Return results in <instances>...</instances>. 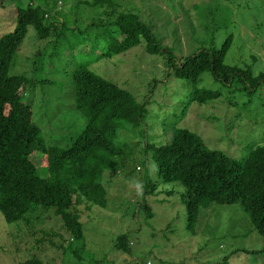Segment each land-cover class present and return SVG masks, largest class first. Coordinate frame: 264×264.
I'll use <instances>...</instances> for the list:
<instances>
[{
    "label": "rangeland",
    "instance_id": "obj_1",
    "mask_svg": "<svg viewBox=\"0 0 264 264\" xmlns=\"http://www.w3.org/2000/svg\"><path fill=\"white\" fill-rule=\"evenodd\" d=\"M3 1L0 37L13 32L16 9L30 2ZM57 1L63 3L59 6L69 31L41 40L28 27L9 68L11 76L39 82L25 89L23 102L31 103L33 120L42 127L45 141L67 148L85 125V117L74 107L71 80L72 70L84 60L91 63V71L146 103L147 113L137 128L124 124L118 133L121 153L108 162L103 179L106 206L83 202L77 208L83 239L70 240L52 207L33 206L23 221L12 224L0 212V264H20L32 256L63 264H264V239L239 204L201 208L194 230L187 229L186 188L162 181L152 151L146 149L166 145L176 129H187L209 149L236 160L246 158L251 144H264V77L253 92L242 83L227 86L209 72L192 84L173 75L164 55L146 53L144 43L113 58L98 59L103 47L88 53L84 49L107 22L103 9L79 3L92 0L38 4L47 3L53 13ZM113 1L121 10L137 13L161 47L177 58L199 49L217 50L231 37L224 64L251 67L254 76L264 75V0ZM78 39L83 41L75 45ZM197 90L218 91L220 97L190 103ZM119 235L132 243L129 253L114 247Z\"/></svg>",
    "mask_w": 264,
    "mask_h": 264
},
{
    "label": "trees",
    "instance_id": "obj_2",
    "mask_svg": "<svg viewBox=\"0 0 264 264\" xmlns=\"http://www.w3.org/2000/svg\"><path fill=\"white\" fill-rule=\"evenodd\" d=\"M38 1L30 0L25 7H18L15 29L0 37V212L4 221L12 224L23 221L34 211L33 206L52 207L70 240L81 241L83 230L77 208L83 202L106 206L107 188L103 179L107 176L108 162L121 153L116 144L118 133L124 124L137 128L143 122L146 103H139L130 92L91 71V63L84 60L72 70L71 80L74 107L85 117V125L67 148L48 144L42 127L33 120L31 103L23 102L25 89L39 82L23 75H9L28 27L41 40L69 31L66 15L59 6L63 4L61 1L56 2L58 10L53 13L47 3L42 6ZM79 3L102 8L108 18L100 25L103 30L94 35L93 46L84 49L88 53L95 51L93 47H103L98 59L113 58L144 43L146 53L164 55L173 75L192 84L209 72L227 86L242 83L253 92L264 77L254 76L251 67L240 69L224 64L231 37L217 50L199 49L183 59L177 58L161 47L151 27L137 13L121 10L113 0ZM3 5L0 0V8ZM59 18L58 25L55 21ZM81 41L78 39L75 45ZM218 97V91L197 90L189 102L204 104ZM146 149L152 151L162 181L179 182L186 188L183 204L187 229L194 230L201 208L239 204L264 239V144H251L247 157L236 160L222 151L209 149L197 134L176 129L168 144L147 145ZM32 159H38L41 165L37 166ZM129 243L126 235H119L114 247L129 253ZM262 253L264 258V247ZM20 264L63 263H46L32 256Z\"/></svg>",
    "mask_w": 264,
    "mask_h": 264
},
{
    "label": "clouds",
    "instance_id": "obj_3",
    "mask_svg": "<svg viewBox=\"0 0 264 264\" xmlns=\"http://www.w3.org/2000/svg\"><path fill=\"white\" fill-rule=\"evenodd\" d=\"M129 244H130V245H132V243H131V242H130Z\"/></svg>",
    "mask_w": 264,
    "mask_h": 264
},
{
    "label": "built area",
    "instance_id": "obj_4",
    "mask_svg": "<svg viewBox=\"0 0 264 264\" xmlns=\"http://www.w3.org/2000/svg\"><path fill=\"white\" fill-rule=\"evenodd\" d=\"M60 4V3H59Z\"/></svg>",
    "mask_w": 264,
    "mask_h": 264
}]
</instances>
